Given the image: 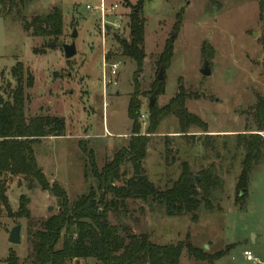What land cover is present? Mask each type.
Returning <instances> with one entry per match:
<instances>
[{
	"label": "rangeland",
	"instance_id": "374dc122",
	"mask_svg": "<svg viewBox=\"0 0 264 264\" xmlns=\"http://www.w3.org/2000/svg\"><path fill=\"white\" fill-rule=\"evenodd\" d=\"M99 4L100 0H32L7 17L0 13V97L6 100L15 88L11 69L21 63L24 78L33 79L32 87L25 88L26 118L57 117L65 124L63 137L41 139L32 148L46 180L60 184L74 203L96 188L87 170V153H92L100 170L128 147L132 121L127 107L134 93L136 65L122 55L120 44L129 43L132 16L138 13L145 23V59L134 101L138 133L147 136L140 162L145 176L163 191L177 180L182 163L196 178L214 165L222 187L213 194L212 210L201 207L196 222L184 212L169 216L162 205L140 201L116 202L105 220L117 226L122 237L145 234L160 246L187 243L210 258L195 261L183 250L179 264H264V163L252 171L246 189L237 187L244 153L236 144V135L255 128L251 109L257 98L264 97V12L260 19L258 0H105L107 11L117 8L106 14L104 22L99 13L86 9ZM54 8L62 13L61 35L32 36L31 22ZM25 23L31 24L27 30ZM74 30L76 55L66 60L61 45L71 43ZM166 48L172 57L162 74L164 94L156 97L155 106L167 105L181 86L189 97L187 112L207 125V139L200 127H191L182 136L172 116L147 135L148 102ZM209 51L211 58L205 55ZM104 61L119 65L116 85L106 90ZM204 61L209 64L208 76L200 73ZM260 135L264 139V133ZM121 172L130 178V161ZM241 191L245 194L238 202ZM5 195L12 213L18 209L19 198L26 197L30 219L8 217L0 207V264H6L12 254L19 264H31L34 233L59 212L58 202L22 177L9 179ZM16 226L21 227V243L11 245L8 237ZM244 252L254 262L246 261ZM67 264L99 263L88 259Z\"/></svg>",
	"mask_w": 264,
	"mask_h": 264
},
{
	"label": "trees",
	"instance_id": "16d2710c",
	"mask_svg": "<svg viewBox=\"0 0 264 264\" xmlns=\"http://www.w3.org/2000/svg\"><path fill=\"white\" fill-rule=\"evenodd\" d=\"M29 2L32 0H0V13L7 17L19 5ZM258 10L261 19L264 0H258ZM31 24L34 37H59L63 28L62 13L54 8L49 14L34 19ZM31 24L25 23L24 29L27 30ZM144 26L145 23L139 19L138 13L133 15L130 23V41L120 44L122 55L130 57L136 65L132 79L134 93L130 96L127 107L128 119L132 121L131 140L126 149L118 151L100 170L95 167L92 153H87V170L96 188L74 203L69 202L60 184L49 183L46 180L36 163L32 149L41 139L63 137L64 121L57 117L42 115L27 119L24 113L25 88L32 87L33 79L24 78L21 63L15 64L11 69L16 86L9 92L6 100L0 97V207L4 208L8 217L30 219L27 208L29 202L26 197L19 198L16 213H12L8 205L5 195L8 181L17 177L27 180L29 186L37 185L42 192L55 198L59 207V212L43 221L41 227L34 233L31 264H67L72 260L88 259H94L99 264H179L183 250L187 257L195 261L210 260L187 243L160 246L151 243L145 234L122 237L119 228L105 220L106 214L114 208L116 202L140 201L162 205L169 216L175 211L184 212L196 222L201 207L209 212L212 210L213 194L222 187L214 165L200 171L196 181L189 166L182 163L177 180L169 189L163 191L155 188L145 176L140 162L145 157L147 136H140L138 133L139 126L136 123L138 113L135 111L134 101L138 87L137 79L145 59ZM164 53L160 56L158 65L162 70L169 67L172 57L171 49L166 48ZM205 55L211 58L212 52L209 51ZM152 92L156 96L163 95V83L159 81L154 83ZM187 98L188 95L179 86L177 93L167 105L161 109L156 106L150 109L147 135L154 134L160 122L172 116L177 120L182 136H185L189 128L200 127L204 139L210 137L206 134L207 125L187 112L185 108ZM251 112L255 128L236 135L237 147L244 153L237 178V187L242 190L246 189L252 171L264 163V139L260 135L264 133V97L256 99ZM79 146L86 153L85 145L80 143ZM129 161L132 164V175L126 179L121 168ZM117 183L121 185L117 186ZM107 196H111L112 199L108 201ZM241 199L242 196L238 198V202L242 201ZM6 264H19V261L12 254L7 258Z\"/></svg>",
	"mask_w": 264,
	"mask_h": 264
},
{
	"label": "water",
	"instance_id": "95a60500",
	"mask_svg": "<svg viewBox=\"0 0 264 264\" xmlns=\"http://www.w3.org/2000/svg\"><path fill=\"white\" fill-rule=\"evenodd\" d=\"M70 37H71V43L70 44L61 45V50H62L66 60H70V59L74 58V56L76 55V48H75V44H74V39L76 37L75 30L73 31V33ZM174 38H175V36H173L171 39L173 40ZM51 47H54L53 43L51 44ZM200 73L203 76L210 75L209 64L207 61H204V64H203V67H202ZM162 74H163V70H160L159 74L157 76V81H159V82L163 81ZM54 76H56V74H54ZM156 97L157 96L155 94H153L150 97L149 102H148V107H147L148 110L152 109L155 106ZM40 170H41V168H40ZM196 181H198V178H196ZM244 194H245V191H241L239 196L241 197ZM20 231H21L20 226H16L15 228L12 229V231L10 232L9 237H8V243L9 244L19 245L21 243Z\"/></svg>",
	"mask_w": 264,
	"mask_h": 264
},
{
	"label": "built area",
	"instance_id": "2783aa9c",
	"mask_svg": "<svg viewBox=\"0 0 264 264\" xmlns=\"http://www.w3.org/2000/svg\"><path fill=\"white\" fill-rule=\"evenodd\" d=\"M117 7L113 6L112 8L109 9V11L106 10L105 8V0H100V4L97 7H90L87 6L86 9L89 10L90 12H96L99 13L102 22H104L105 16L107 13H112L113 11H115ZM118 67L119 65L117 63H112V64H105L104 61V71H106L105 69L107 68L108 71V75H106V73L104 72L103 74V89L106 90L107 86H115L116 85V78H117V74H118ZM243 256L245 257L246 261L248 262H254V259L252 258L251 254L249 252H244Z\"/></svg>",
	"mask_w": 264,
	"mask_h": 264
}]
</instances>
